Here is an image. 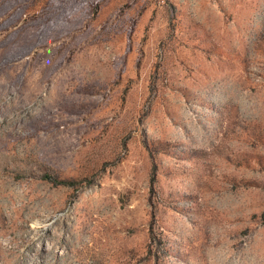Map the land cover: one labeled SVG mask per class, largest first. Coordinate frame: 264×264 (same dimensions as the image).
<instances>
[{
  "label": "rangeland",
  "instance_id": "1",
  "mask_svg": "<svg viewBox=\"0 0 264 264\" xmlns=\"http://www.w3.org/2000/svg\"><path fill=\"white\" fill-rule=\"evenodd\" d=\"M0 264H264V0H0Z\"/></svg>",
  "mask_w": 264,
  "mask_h": 264
}]
</instances>
